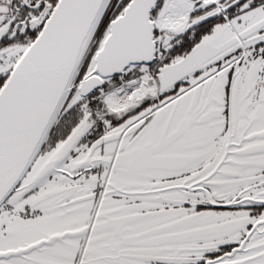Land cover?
Masks as SVG:
<instances>
[{"label": "snow or ice", "instance_id": "obj_1", "mask_svg": "<svg viewBox=\"0 0 264 264\" xmlns=\"http://www.w3.org/2000/svg\"><path fill=\"white\" fill-rule=\"evenodd\" d=\"M0 264H264V0H0Z\"/></svg>", "mask_w": 264, "mask_h": 264}]
</instances>
